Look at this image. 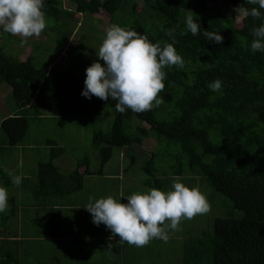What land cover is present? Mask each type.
<instances>
[{"label": "trees", "instance_id": "16d2710c", "mask_svg": "<svg viewBox=\"0 0 264 264\" xmlns=\"http://www.w3.org/2000/svg\"><path fill=\"white\" fill-rule=\"evenodd\" d=\"M70 3L75 7H66L64 0H44L49 23L40 36L54 43L48 50L44 41L32 45L25 60L7 53L5 44L19 38L3 34L0 26V86H10L23 111L2 122L1 132L9 144H20L27 137L28 113L36 101L41 107L49 105L40 97L45 92L43 82H47L56 100L48 107L52 115L92 127V146L101 157L100 172L117 150H124L125 171L131 179L140 176L147 186L163 187L186 176L195 186L206 180L208 187L223 195L226 204L221 206L228 215L214 218L213 231L186 239L179 264H264V53L250 51L253 28L264 24V9L249 0H68V6ZM254 7L261 12L260 18L243 11ZM102 9L109 12L111 25L136 31L152 43H171L166 32L175 29L174 47L186 61L185 67L164 69L162 102L150 111L120 113L117 101L111 98L103 101L93 96L89 100L81 95L85 69L93 63L84 60L86 41L94 35H82L73 43L72 17ZM186 15L194 16L201 31L219 33L222 43L192 36L184 24ZM31 41L27 38L21 43V53ZM58 46H69L68 60L59 66L51 58L48 61L49 51L53 53L52 47ZM216 79L223 82L222 94L207 87ZM49 143L52 157L42 163L43 169L65 153L58 141L48 139ZM127 158L131 163L125 162ZM139 159L144 161L140 171L145 176L134 171ZM92 172L88 154L61 178L73 182L69 190L81 189L85 175ZM15 243L14 236L0 239V251H9L0 254V264L21 263L13 249Z\"/></svg>", "mask_w": 264, "mask_h": 264}, {"label": "clouds", "instance_id": "9594fccd", "mask_svg": "<svg viewBox=\"0 0 264 264\" xmlns=\"http://www.w3.org/2000/svg\"><path fill=\"white\" fill-rule=\"evenodd\" d=\"M264 9V0H249ZM44 0H0V26L12 36H20L25 43L27 38L40 36L47 26L43 11ZM246 15L261 17L257 8L243 10ZM184 24L192 36L203 35L206 40L221 44L219 33L203 30L193 15H186ZM175 29L166 35L171 43H152L145 35L126 30L112 24L99 47L97 60L85 69L84 88L81 95L89 100L93 96L107 101H117L115 107L120 113L131 110L134 113L150 111L162 102L160 93L165 89V68L173 66L183 69L186 61L177 52L174 44ZM254 39L250 51L264 53V24L253 28ZM100 61H103L101 63ZM220 79L207 85L211 92L222 94ZM21 177L15 176L12 183L19 186ZM125 197V196H122ZM121 197V198H122ZM126 203L112 196L90 199L84 207L92 217V223L99 227L103 224L113 237L129 245L143 247L153 239L167 242L166 229H178L181 219L190 220L198 214L209 211V204L197 188H189L178 179L172 190L164 192L155 188L146 192H136L126 196ZM8 191L0 187V213L8 208ZM168 222L165 224V222Z\"/></svg>", "mask_w": 264, "mask_h": 264}, {"label": "crops", "instance_id": "0c3cea01", "mask_svg": "<svg viewBox=\"0 0 264 264\" xmlns=\"http://www.w3.org/2000/svg\"><path fill=\"white\" fill-rule=\"evenodd\" d=\"M21 59L26 58L21 55ZM8 86L6 83L0 86V185L6 188L9 197L6 212L0 213V239L14 236L13 249L18 251L20 264H167V248L159 245L162 240L153 239L143 247L129 245L120 241L119 236L113 237L103 224L94 225L84 207L90 199L112 196L126 203V196L133 193L152 188L167 192L172 190V185L150 187L144 184L147 190L138 186L125 171V151L117 150L120 156L114 172H106L105 166L102 172L86 174L81 189L69 190L73 182L62 179L61 175L73 169L61 170L66 167L64 162L55 163L66 152L58 154L50 167L43 169L42 163L51 161L52 154L50 160L44 162L39 148L27 137L11 146L1 132L5 119L23 113L16 102H9L12 90ZM58 145L64 147L61 142ZM15 176L22 179L19 186L12 183ZM112 179L113 189L109 191L105 189V180ZM27 193L31 197L26 198ZM12 215L16 223H11ZM5 252L9 253L2 250L0 254Z\"/></svg>", "mask_w": 264, "mask_h": 264}, {"label": "rangeland", "instance_id": "374dc122", "mask_svg": "<svg viewBox=\"0 0 264 264\" xmlns=\"http://www.w3.org/2000/svg\"><path fill=\"white\" fill-rule=\"evenodd\" d=\"M64 4L66 7L70 8H72V6L74 5H71L72 3H70V5L68 6V0H64ZM72 24L74 27V35L71 41L73 43H78L82 38V35H84L85 37L88 35H94V37L89 38L86 41L87 46L85 47L84 60H92L93 62L96 61L98 59L96 53H98L99 47L102 43L99 42L98 39L104 40L106 31L111 26L109 12L105 9H102L100 10V12L94 14L75 13L72 17ZM3 34L6 33L3 31ZM17 37L21 40L23 39L20 36ZM29 38L32 41L28 45V48L22 53L20 52L21 42L19 39H13L7 42L5 44L7 53L11 56H14L15 58H19L22 55L23 59H25L29 55L31 48L34 45L39 46V44L44 41L47 44V46L45 45V49L48 50V45L52 46V43H54L53 40L50 41L47 36H32ZM68 49L69 46H58L54 48L52 47V50L54 52L51 53V51H49L50 54H48V61L50 62L51 58V61H54V64H57L58 66L64 64L68 60ZM55 50H57V52H55ZM43 87H45V92H43L40 97L42 98V100L47 99V103H49V105H53L56 100L51 93V86L49 85V83L43 82ZM9 102H15L12 94H10L9 96ZM49 105L45 104V106L41 107V102L36 101L34 103V107L31 109L32 112L28 113L31 118V126L27 136V140H30L31 143H34L36 147L39 148L41 160L44 162L50 160L49 157L51 156L52 150L48 144V139H53L55 141L61 142L65 148L66 153L62 157H59V159H57V161L55 162L57 164L60 160L64 162L66 167L61 170H70L75 168L78 161L89 154L91 158V170L99 172L101 170V158L99 152H97V150L92 146V127L83 124L81 121L80 123H78L67 118H56L52 115L53 112H50V108H48ZM100 124L103 126V122H100ZM119 153L120 151H117L114 154V158L111 160L110 164L106 166V172L115 171L114 168L119 163ZM125 162L131 163V160L127 158V160L125 159ZM143 163L144 161L142 159H139L136 162V167L134 168L136 174L144 175V173L140 171ZM188 172L189 171L186 169V175H189ZM66 173H68V171ZM134 180L137 181L136 183L138 186L144 187V184L142 183L145 180L144 177L137 176V179ZM113 181V179L105 180V182L107 183V185H105V189L111 191L113 189ZM179 181L184 183L189 188L199 189V191L206 197V200L209 204V211L205 214H198L190 220H185L182 218L178 229L175 231L166 229L169 235V239L167 242L161 241L159 245L163 249L164 247L167 248V264L180 263V253L186 239L191 237H198L204 231H213L214 218L216 216L228 215L225 207L223 206L222 208L221 206L226 204L222 201L223 195L218 193L214 188H212V186L209 185L208 187L205 182L206 180L202 181L200 187H198L197 184L195 186L193 183H191L186 176L181 178ZM144 188L147 190L146 187ZM211 191L213 193H211ZM29 197H31V194L27 193L26 198ZM11 217V223H16V219L14 218V216L12 215ZM164 260L163 263H165Z\"/></svg>", "mask_w": 264, "mask_h": 264}]
</instances>
